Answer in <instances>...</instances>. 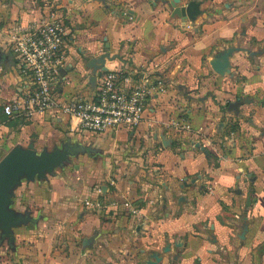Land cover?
<instances>
[{"label":"crops","instance_id":"0c3cea01","mask_svg":"<svg viewBox=\"0 0 264 264\" xmlns=\"http://www.w3.org/2000/svg\"><path fill=\"white\" fill-rule=\"evenodd\" d=\"M189 1L0 0V160L30 144L66 158L12 185L17 224L0 226V264H264V0H197L194 21L172 16L171 2ZM54 12L69 33L62 99L89 98L108 71L126 85L163 79L139 128L88 133L59 109L5 114L26 90L9 28ZM229 47V71H213ZM97 198L108 207L85 206Z\"/></svg>","mask_w":264,"mask_h":264},{"label":"built area","instance_id":"2783aa9c","mask_svg":"<svg viewBox=\"0 0 264 264\" xmlns=\"http://www.w3.org/2000/svg\"><path fill=\"white\" fill-rule=\"evenodd\" d=\"M68 34L65 16L57 12L43 22H15L10 26V50L26 90L4 105L5 114L32 117L48 109H59L76 117L88 133L139 128L144 122L145 102L156 88L162 87L163 79L146 77L137 84L126 85L128 79L122 72L108 71L97 78L89 98L73 95L62 99L56 86L64 67L62 50ZM169 125L189 130L185 121L171 120ZM108 205L100 198L85 201V206L94 209ZM130 212L138 214L133 208Z\"/></svg>","mask_w":264,"mask_h":264},{"label":"water","instance_id":"95a60500","mask_svg":"<svg viewBox=\"0 0 264 264\" xmlns=\"http://www.w3.org/2000/svg\"><path fill=\"white\" fill-rule=\"evenodd\" d=\"M201 1L191 0L186 5L177 6L175 2H171L172 16L176 15L182 20L194 21L201 11L199 6ZM236 48L229 47L216 53L213 59L210 61V65L213 71L224 74L229 71L230 61L228 57ZM0 54V58H1ZM99 69L106 70L104 65H99ZM66 69H61V76H64ZM65 155L60 151H54L52 153L43 152L40 155L34 149V145L30 144L27 148L16 147L7 153L0 160V226L5 233H11V227L17 224L14 211L9 209L10 204V189L22 175H27L29 178H33L36 174L40 177H44L46 172L52 171V169L65 161ZM250 196L245 201V208L242 214V229L238 238L243 239L244 233L247 231V208L252 203Z\"/></svg>","mask_w":264,"mask_h":264}]
</instances>
